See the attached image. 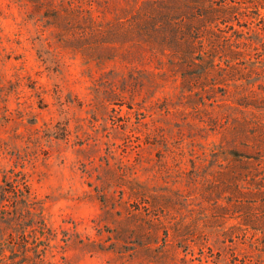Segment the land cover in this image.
I'll list each match as a JSON object with an SVG mask.
<instances>
[{
	"label": "rangeland",
	"instance_id": "rangeland-1",
	"mask_svg": "<svg viewBox=\"0 0 264 264\" xmlns=\"http://www.w3.org/2000/svg\"><path fill=\"white\" fill-rule=\"evenodd\" d=\"M0 264H264V0H0Z\"/></svg>",
	"mask_w": 264,
	"mask_h": 264
}]
</instances>
